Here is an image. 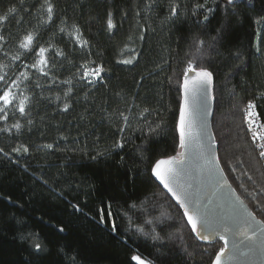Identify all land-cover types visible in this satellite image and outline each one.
Returning a JSON list of instances; mask_svg holds the SVG:
<instances>
[{
  "label": "trees",
  "instance_id": "obj_1",
  "mask_svg": "<svg viewBox=\"0 0 264 264\" xmlns=\"http://www.w3.org/2000/svg\"><path fill=\"white\" fill-rule=\"evenodd\" d=\"M173 2L179 16L168 19ZM194 2L155 0L149 11L148 0H52L53 20L44 24L40 16L46 18L47 13L41 12L38 0H0V15L17 8L15 18L0 26V65L13 64L17 42L27 32H35L37 48L49 42L53 46L46 53L51 79L30 76V115L16 113L21 130L0 132V264H72L73 257L75 264H130L133 253L153 264H211L223 242L195 239L150 169L157 159L180 150L177 76L185 53L194 37L211 42L218 31L219 40L206 60L214 77L211 128L218 161L237 195L264 219L257 208L264 206V158L244 125L249 101L257 104L264 121V0H234L235 8L223 0H208L212 12L202 10L207 21L199 12L191 14ZM109 12L112 29L107 26ZM73 25L87 46L66 34ZM56 49L64 57L57 56ZM28 56L35 54L18 61ZM128 59L132 63L121 62ZM85 63L89 68L102 66V79L87 84L77 78ZM66 80L71 84L61 83ZM4 123L0 121V127ZM156 124L159 131L149 136V125ZM117 141L124 147L115 148ZM18 145L28 147V153L12 152ZM134 202L147 206L148 219L160 217L161 211L170 218L149 225L134 211L129 213L130 228L122 210ZM110 203L119 228L115 236L112 220L99 219L100 210ZM137 227L147 232L155 228L165 238L176 235L161 244L135 232ZM35 238L43 243V251L32 247Z\"/></svg>",
  "mask_w": 264,
  "mask_h": 264
},
{
  "label": "snow or ice",
  "instance_id": "obj_2",
  "mask_svg": "<svg viewBox=\"0 0 264 264\" xmlns=\"http://www.w3.org/2000/svg\"><path fill=\"white\" fill-rule=\"evenodd\" d=\"M216 0H213L215 3ZM227 5L233 6V8L238 7L234 4V0H223ZM40 3L41 12H46V18L41 14L40 22L49 23L53 20L54 15V5L52 0H38ZM155 0H148L147 8L149 11L153 10ZM208 0H203V3L199 0H195L191 7V14L196 15L198 12L203 15V19L207 21L209 19L208 15L204 14L202 10H206L208 13L212 12L211 8H207ZM32 7H36L33 5ZM23 9H21L22 11ZM170 16L168 19L179 16L178 5L173 2L170 7ZM17 12L16 7H9L7 12L3 15H0V26L5 22H10L11 19L15 18ZM31 15V13H29ZM259 22V21H258ZM20 23V21H18ZM62 23H66L62 21ZM107 26L109 29L114 27L112 22V13L109 12ZM61 32H65L64 27L60 28ZM73 40H75L82 47L87 46L88 42L83 40L82 35L79 31V28L75 25L72 26V31L66 33ZM220 32H217L216 36L211 37V42H208L205 39L200 37H194L193 43L189 46V52L185 53L184 68L177 76V85L178 91L181 95V102L179 107V120L176 126V131L178 133V148L180 151H177L175 155L167 156L166 158L157 159L151 165V177L157 183V187L163 188L164 192L175 201L179 206V209L183 212V218L186 220L187 225L190 226L191 232L197 236L198 239L203 241H208L211 236L218 235L219 239L223 242V246L219 248L218 251L214 253V258L211 260V264H224L225 255L229 257H234L237 254L246 255L254 251L264 252V219H258L253 211L249 210L247 206L244 205L243 200L236 195V190L231 188V185L227 184V178L223 176V170L221 169V179L216 181L218 187H228L231 190V194L236 198V204L240 207L237 208L233 206L232 210L227 214V216H221L217 219L215 223L210 221L207 213L205 212L202 203L200 201L199 189L189 184L185 181V177L189 174V164L188 153L192 148L194 143L199 142V136L193 132V129L196 125L195 121V103L200 99L201 94L203 93L206 97H210L212 85H213V73L209 70V66L206 63L207 58L213 54L215 45L219 40ZM4 40V36L0 35V41ZM37 37L35 32H27L23 37L17 42L18 52L13 56V60L21 59V56H27L34 52L36 59L33 63L28 65L25 64L24 67H31L36 69V71L45 77L49 76V60L50 56L46 58V53L49 52V49L52 48L51 42H49L48 47H45L43 44H40L39 47H36ZM57 56L64 57V52L60 49H56ZM7 55V53H5ZM125 64H130L132 61L130 59L121 61ZM91 63V62H88ZM88 63L82 64L80 67L84 70L83 74L77 72V78L84 80L87 84H92L97 79H102L101 73L105 70L102 66L97 65L95 68H89ZM25 80L29 79L28 75L25 73H20ZM0 82L5 84L4 87L0 88V121L5 122L4 127H0V132H9L12 129H15L19 132L22 128L19 117H26L30 115V102L31 98L28 95H25L23 90H20V84L22 81L13 80L10 84L5 81L4 76H0ZM71 80L61 81V83L71 84ZM39 87V83L36 85ZM15 89V90H14ZM71 92V89H68L65 92L67 97ZM264 96V93L261 94ZM59 99V97H57ZM69 105L65 103L64 109L67 110ZM257 104L253 101H249L245 108V117L244 120L248 125V131L252 135L253 144L259 149V156L264 158V123H260V114L255 111ZM145 112L148 110L145 109ZM16 113H19V117L16 116ZM143 115V114H142ZM125 122H128V117L123 116ZM9 121H11L9 123ZM28 124H31L32 121L29 119ZM255 125V127H253ZM160 129V125L156 124L155 127L149 125L148 135L151 136L154 133H157ZM259 129V131H257ZM120 132L124 131V128L119 129ZM257 141H260L257 143ZM47 148H51V145H45ZM115 148H123L124 144L117 141L114 145ZM214 147V143L210 145ZM27 154L29 149L23 145H18L17 147L12 148V152L17 154L21 153ZM4 149L0 148V152H3ZM200 157L203 158L204 149L201 146L199 150ZM98 155H101L98 153ZM212 155V160L215 163V168H219V161L216 160L215 154ZM93 159H96L94 156ZM213 168L208 169V175L211 177L214 173ZM247 175V173H245ZM248 179L251 180L252 177L248 176ZM243 189V185H241ZM246 191V189H244ZM155 195V194H154ZM255 195V193H252ZM129 199H132L130 196ZM77 210H80L78 206ZM257 208L261 212H264V206L257 205ZM134 211H140L142 215L145 216V224H154L157 221L170 218L168 213L161 211L160 217L148 219L147 216H150L151 213L148 211L146 205L138 206L135 202L127 205L126 208L122 210V214L129 219V224L131 228L132 216L129 213ZM116 213L113 211L112 204L110 203L107 207V210H100V222L107 223L109 220H112L111 230L113 235H119V228L115 224ZM60 232H63L64 229L61 227ZM135 232L139 234L150 237L154 242H159L161 244L165 243L166 240H172L176 233H169L165 238L156 233L155 228L150 232L145 231L143 227H137L134 229ZM231 232L233 236L232 246L229 248V240L226 238L224 233ZM29 239H33L31 236ZM32 247L35 251L40 252L44 250L43 243L39 238H35L32 243ZM245 249L247 251H245ZM75 257L72 258V264H75ZM130 264H153L151 260L143 258L138 253H133L130 256Z\"/></svg>",
  "mask_w": 264,
  "mask_h": 264
},
{
  "label": "water",
  "instance_id": "obj_3",
  "mask_svg": "<svg viewBox=\"0 0 264 264\" xmlns=\"http://www.w3.org/2000/svg\"><path fill=\"white\" fill-rule=\"evenodd\" d=\"M179 107H180V103H179ZM213 109L214 106H213L212 95L210 94V97H206L202 93L200 99L195 103L196 125L193 129V132L199 136V142L194 143L192 148L189 150L187 157L188 160L190 161L189 174L184 179L187 183L192 184L199 189L200 201L202 203V206L205 212L207 213L210 221L215 223L219 217L227 216V214L232 210L233 206L237 208H239L240 206L236 204V198L232 196L231 190L228 187L226 186L218 187L216 184V181L221 179V172H220L221 166L219 163V168L218 169L215 168V163L213 162L211 155L214 153L216 160H218L217 150H216V140L214 139L213 131L211 128ZM177 119L179 120V112ZM213 143H214V147H210V145H212ZM201 146L204 149L203 158H201L199 154V150ZM209 168L215 169L211 177L208 175ZM223 176L225 177L224 172H223ZM227 184L231 185L230 182H228V180H227ZM170 199L172 200L171 197ZM173 202L175 203L174 200ZM244 205L247 206L245 203ZM176 206L179 207L177 204ZM248 209L251 210L250 208ZM181 213L183 215L182 210ZM188 227L190 228V226ZM192 235L198 241L206 244L212 243L217 238H219L218 235H213L210 237L208 241H203L198 239L195 234L192 233ZM224 235L229 240V248H231L232 240H233L232 233L226 232L224 233ZM245 251L247 250L245 249ZM223 259H224V264H264V252L254 251L246 255L237 254L234 257H229V255L226 254Z\"/></svg>",
  "mask_w": 264,
  "mask_h": 264
},
{
  "label": "rangeland",
  "instance_id": "obj_4",
  "mask_svg": "<svg viewBox=\"0 0 264 264\" xmlns=\"http://www.w3.org/2000/svg\"><path fill=\"white\" fill-rule=\"evenodd\" d=\"M80 45V44H79ZM34 59H36V57L34 56V58H32L31 56L26 57L23 61H18V60H13V64L9 65L7 62L2 63L0 65V76H4L5 77V81H7L9 84L13 81V80H19L22 81V83L20 84V90H23L25 95L29 94V90L27 87H29V79L31 75H40L36 69L31 68V67H24L25 64H32ZM20 73H25L28 75L29 79L25 80L23 76L20 75ZM5 84L3 82H0V88L4 87ZM15 90V89H14ZM2 122V121H1Z\"/></svg>",
  "mask_w": 264,
  "mask_h": 264
},
{
  "label": "built area",
  "instance_id": "obj_5",
  "mask_svg": "<svg viewBox=\"0 0 264 264\" xmlns=\"http://www.w3.org/2000/svg\"><path fill=\"white\" fill-rule=\"evenodd\" d=\"M246 108V107H245ZM255 111L257 112V108L255 109ZM258 113V112H257ZM244 117H245V110H244ZM260 123H264V121H263V119L261 118V116H260V121H259ZM244 125H245V127H246V129H247V132H248V134H249V137L251 138V140H252V135H251V133L248 131V125H247V123L245 122V120H244ZM253 127H255V125L253 126ZM257 131H259V129H257ZM260 141H257V143H259ZM252 143H253V141H252ZM254 145V144H253ZM254 147H256L255 145H254Z\"/></svg>",
  "mask_w": 264,
  "mask_h": 264
}]
</instances>
